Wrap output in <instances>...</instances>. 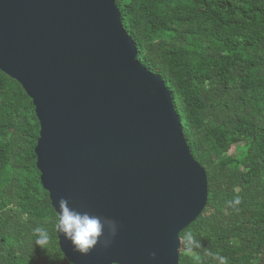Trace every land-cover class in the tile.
Instances as JSON below:
<instances>
[{
	"label": "water",
	"instance_id": "water-1",
	"mask_svg": "<svg viewBox=\"0 0 264 264\" xmlns=\"http://www.w3.org/2000/svg\"><path fill=\"white\" fill-rule=\"evenodd\" d=\"M136 57L115 0H0V71L34 106L52 208L63 197L118 224L87 255L56 233L70 264H179V235L207 204L171 95Z\"/></svg>",
	"mask_w": 264,
	"mask_h": 264
},
{
	"label": "trees",
	"instance_id": "trees-1",
	"mask_svg": "<svg viewBox=\"0 0 264 264\" xmlns=\"http://www.w3.org/2000/svg\"><path fill=\"white\" fill-rule=\"evenodd\" d=\"M115 4L207 176V204L179 235L192 232L201 247L181 245L179 264H264V0ZM38 137L31 99L0 71V264H70L36 168ZM40 226L46 249L34 244Z\"/></svg>",
	"mask_w": 264,
	"mask_h": 264
},
{
	"label": "clouds",
	"instance_id": "clouds-1",
	"mask_svg": "<svg viewBox=\"0 0 264 264\" xmlns=\"http://www.w3.org/2000/svg\"><path fill=\"white\" fill-rule=\"evenodd\" d=\"M239 201H237L238 203ZM68 200L61 197L57 201L59 209L54 228L56 233L71 245L74 252L87 255L98 243L104 247L110 246L112 239L118 231L117 222L109 217H100L88 212H78L69 208ZM110 228V236H105V226ZM34 244L41 249H46L50 243V233L45 227H35ZM186 252L192 253L194 248L201 247L200 241L192 232H186L179 240ZM155 253H151L152 258ZM221 264H224L223 260Z\"/></svg>",
	"mask_w": 264,
	"mask_h": 264
}]
</instances>
